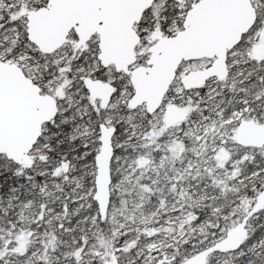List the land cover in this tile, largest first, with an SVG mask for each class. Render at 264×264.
I'll list each match as a JSON object with an SVG mask.
<instances>
[{"label":"snow or ice","instance_id":"snow-or-ice-1","mask_svg":"<svg viewBox=\"0 0 264 264\" xmlns=\"http://www.w3.org/2000/svg\"><path fill=\"white\" fill-rule=\"evenodd\" d=\"M0 264H264V0H0Z\"/></svg>","mask_w":264,"mask_h":264}]
</instances>
